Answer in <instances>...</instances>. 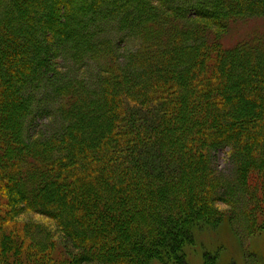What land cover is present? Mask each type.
<instances>
[{
    "label": "trees",
    "instance_id": "obj_1",
    "mask_svg": "<svg viewBox=\"0 0 264 264\" xmlns=\"http://www.w3.org/2000/svg\"><path fill=\"white\" fill-rule=\"evenodd\" d=\"M19 1L0 12V264H145L214 219L222 188L264 231V0H61L65 23L54 0ZM55 54L93 73L56 69ZM44 77L61 127L27 135ZM225 146L236 181L212 162ZM20 201L57 208L71 244L18 220Z\"/></svg>",
    "mask_w": 264,
    "mask_h": 264
},
{
    "label": "rangeland",
    "instance_id": "obj_2",
    "mask_svg": "<svg viewBox=\"0 0 264 264\" xmlns=\"http://www.w3.org/2000/svg\"><path fill=\"white\" fill-rule=\"evenodd\" d=\"M61 1V0H60ZM77 4H87L88 0H76ZM44 6V1H40ZM65 2V0H62ZM57 4V2H54ZM19 0H2L0 3L1 16L5 17V13L10 11L14 6H21ZM65 5V3H63ZM44 6L45 10L48 8ZM23 7V6H22ZM25 8V7H23ZM66 6L63 8L62 4L58 11L59 23L73 22L74 17H66ZM14 19L17 17L20 19L21 11L13 10ZM73 15V14H72ZM33 21L39 24L40 15H32ZM46 20V13L43 16ZM256 24L264 29V24ZM46 23V22H45ZM254 24L244 25L238 27L237 31L233 34H229L231 44L241 39L246 31L253 29ZM113 36V35H112ZM115 37L118 34L114 35ZM121 38V36H119ZM73 45H64L59 47L58 50L68 52L74 48ZM56 55V54H55ZM52 56L51 62L55 63L56 69L61 71H72L74 73L84 74L85 71L89 72V75L93 73V65L90 63L86 66V69H76L73 67V63L68 59H65V54L61 57ZM41 55L37 52L29 59L31 65H35L34 58L40 59ZM75 66V65H74ZM81 70L84 72L82 73ZM43 78V83L39 82L31 88L33 95V113L25 122V131L30 135H43L50 136L54 132L58 131L61 127L60 115L56 113V106L59 104L55 99L53 92L46 86ZM54 81V80H53ZM50 83V81H49ZM231 146H225L217 148L213 156V165L226 179L237 180L238 175L236 170V160L231 157ZM237 177V178H236ZM233 180V181H234ZM229 191L226 188H222L217 194L214 195V201L219 209V214L214 219H207L205 222L195 220L192 222V228L188 235L182 237L181 245H176V240L173 238L169 242V246L166 244H159L160 249L158 252L151 253L146 257L147 262L145 264H264V231L259 229V233L248 230L247 220L245 219V212L240 207V198L238 196H230ZM229 200L230 203L224 202ZM252 200V199H251ZM239 201V205L238 204ZM242 202V200H241ZM252 203V201H251ZM247 207H251L252 205ZM250 204V203H249ZM240 209H239V207ZM16 218L20 221L27 222L31 225L39 224L43 226H49L53 231V235H57L58 240H72L65 232V224L59 220V212L57 208L47 206V210L44 212H35L30 208H27L21 201L17 204ZM239 209V210H238ZM204 218V217H203ZM206 219V218H205ZM218 219V221H216ZM66 223V222H65ZM62 224V225H61ZM64 225V226H63ZM170 239V238H169ZM72 241H70L71 244ZM118 262V261H117ZM81 264V263H78ZM83 264H106L100 262H84ZM114 264V263H108Z\"/></svg>",
    "mask_w": 264,
    "mask_h": 264
},
{
    "label": "bare ground",
    "instance_id": "obj_3",
    "mask_svg": "<svg viewBox=\"0 0 264 264\" xmlns=\"http://www.w3.org/2000/svg\"><path fill=\"white\" fill-rule=\"evenodd\" d=\"M60 0H54V2H59ZM58 13L57 4L54 3L51 12H50V18L54 17Z\"/></svg>",
    "mask_w": 264,
    "mask_h": 264
}]
</instances>
